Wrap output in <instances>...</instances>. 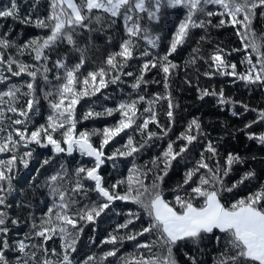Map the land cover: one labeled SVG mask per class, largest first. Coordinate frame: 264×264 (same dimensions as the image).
Segmentation results:
<instances>
[{"label": "trees", "instance_id": "16d2710c", "mask_svg": "<svg viewBox=\"0 0 264 264\" xmlns=\"http://www.w3.org/2000/svg\"><path fill=\"white\" fill-rule=\"evenodd\" d=\"M74 2L0 0V264H262L154 201L264 215V0Z\"/></svg>", "mask_w": 264, "mask_h": 264}, {"label": "crops", "instance_id": "0c3cea01", "mask_svg": "<svg viewBox=\"0 0 264 264\" xmlns=\"http://www.w3.org/2000/svg\"><path fill=\"white\" fill-rule=\"evenodd\" d=\"M66 3L73 13L77 12L74 15L79 14L74 0H66ZM154 213L172 240L193 236L200 231L232 229L246 245L247 256L264 264V216L251 208L243 207L229 212L218 200L211 199L204 209L196 212L188 208L180 218L181 215L159 197L154 201ZM185 225L187 228L181 229Z\"/></svg>", "mask_w": 264, "mask_h": 264}, {"label": "water", "instance_id": "95a60500", "mask_svg": "<svg viewBox=\"0 0 264 264\" xmlns=\"http://www.w3.org/2000/svg\"><path fill=\"white\" fill-rule=\"evenodd\" d=\"M55 147L57 154L65 153L71 154L74 152L75 148L84 152L87 158L93 159L96 161L97 166L88 173L89 180L96 186V191L109 202V206L115 205L122 202L123 198L113 197L109 192L104 188L103 178L101 172L105 169V163L103 161V155L100 154L90 142L84 139H76L72 137L66 144V150H61V145L56 143H51Z\"/></svg>", "mask_w": 264, "mask_h": 264}, {"label": "rangeland", "instance_id": "374dc122", "mask_svg": "<svg viewBox=\"0 0 264 264\" xmlns=\"http://www.w3.org/2000/svg\"><path fill=\"white\" fill-rule=\"evenodd\" d=\"M123 1H125V0H118V1H116V2H114V0H109V5L108 6H105V7H108L109 9H111V10H113L114 12H115V10H114V8H116L117 9V7H118V5L119 4H121ZM181 1L182 0H169V2L173 5V4H180L181 3ZM73 13V12H72ZM74 14H77V12L75 11L74 13H73V15ZM79 16V14L78 15H74V17H78ZM81 151V150H80ZM248 208H251V207H248ZM251 209H253V208H251ZM194 211H196L197 212V210L196 209H193ZM254 210V209H253ZM256 211V210H255ZM257 212H259V211H257ZM260 214H262L261 212H259ZM179 215V214H178ZM185 214H183V215H179L180 216V218H182L183 216H184ZM263 215V214H262ZM264 216V215H263ZM178 225H179V223H178ZM185 228H187L186 227V225L184 226V227H182L181 229H185ZM165 231V230H164ZM166 233V232H165ZM167 234V233H166ZM244 244V243H243ZM245 245V244H244ZM246 246V245H245ZM246 252H247V248H246ZM256 260V259H255Z\"/></svg>", "mask_w": 264, "mask_h": 264}]
</instances>
